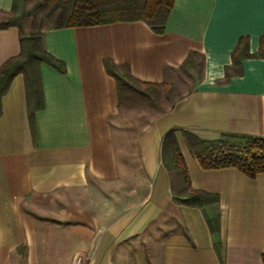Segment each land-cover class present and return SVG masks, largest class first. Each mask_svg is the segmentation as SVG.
I'll list each match as a JSON object with an SVG mask.
<instances>
[{
    "label": "crops",
    "instance_id": "0c3cea01",
    "mask_svg": "<svg viewBox=\"0 0 264 264\" xmlns=\"http://www.w3.org/2000/svg\"><path fill=\"white\" fill-rule=\"evenodd\" d=\"M12 7L0 0V15ZM241 37L251 55L242 75L232 62ZM263 43L264 0H176L161 35L142 21L45 31V50L67 72L41 66L36 139L23 75L2 99L0 264H264V174L204 170L183 134L264 138V58L253 56ZM20 49L17 28L0 30V66ZM192 52L203 62L194 90L167 110L127 117L104 61L161 85ZM172 130L191 187L218 204L203 211L175 200L183 177L162 159ZM209 219L218 220L220 256Z\"/></svg>",
    "mask_w": 264,
    "mask_h": 264
},
{
    "label": "trees",
    "instance_id": "16d2710c",
    "mask_svg": "<svg viewBox=\"0 0 264 264\" xmlns=\"http://www.w3.org/2000/svg\"><path fill=\"white\" fill-rule=\"evenodd\" d=\"M176 0H13L11 14L0 19V30L17 28L20 35V53L0 66V118L2 99L9 92L15 77L25 80L28 119L34 139L37 137L36 116L45 109V97L41 66L49 65L62 74L67 72L65 63L49 54L43 44L45 31L70 27H92L117 22L142 21L156 34H164L167 20ZM199 54L192 52L177 69L188 77L195 73L196 82L202 77L203 62L196 61ZM248 53V37H241L232 55L235 72L242 75L241 63ZM264 58V43L255 55ZM107 72L117 82L119 106L148 105L158 110L150 95L141 91L144 83L129 72L127 65L118 66L111 60L104 61ZM231 67L226 68V77L231 76ZM191 154L204 170L235 168L250 179L264 174V138L243 135H222L214 142L203 141L184 131ZM162 159L169 171L183 177L185 192L175 200L182 205L205 210L219 203L217 195L194 190L188 178L186 166L175 137V131L167 133L162 142ZM215 249L220 256V229L217 219L208 220Z\"/></svg>",
    "mask_w": 264,
    "mask_h": 264
},
{
    "label": "rangeland",
    "instance_id": "374dc122",
    "mask_svg": "<svg viewBox=\"0 0 264 264\" xmlns=\"http://www.w3.org/2000/svg\"><path fill=\"white\" fill-rule=\"evenodd\" d=\"M4 16L0 15V19H2ZM196 61L200 62L201 58L199 56L195 57ZM195 73L192 72V76L188 77L186 75L181 74L177 71H172L169 73L167 80L157 86H146L141 85L139 89L141 91H144L150 95V98L153 99L156 102L158 110H167L169 109L178 99L183 97L184 95L190 93L195 88ZM126 109L127 117L131 120L133 118L142 117L143 110L145 109H154L148 105H125L123 106V110ZM156 110V109H155ZM145 115V114H144ZM185 185H183V189Z\"/></svg>",
    "mask_w": 264,
    "mask_h": 264
},
{
    "label": "built area",
    "instance_id": "2783aa9c",
    "mask_svg": "<svg viewBox=\"0 0 264 264\" xmlns=\"http://www.w3.org/2000/svg\"><path fill=\"white\" fill-rule=\"evenodd\" d=\"M88 259L84 256H77L74 261L73 264H87Z\"/></svg>",
    "mask_w": 264,
    "mask_h": 264
}]
</instances>
